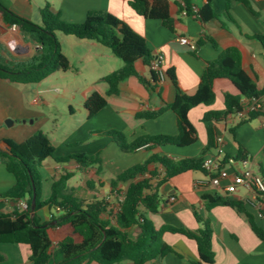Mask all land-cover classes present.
<instances>
[{"label":"crops","instance_id":"1","mask_svg":"<svg viewBox=\"0 0 264 264\" xmlns=\"http://www.w3.org/2000/svg\"><path fill=\"white\" fill-rule=\"evenodd\" d=\"M168 1L174 19L173 31L164 28L159 21L136 15L129 7V0H0L14 14L34 24L38 22L40 24L39 10L46 3L53 12L60 14L64 22L72 24L83 23L90 11L108 12L141 36L151 54L161 59L160 68L163 78L158 77L157 88L153 91L146 89L136 78L130 77L120 83L117 95L108 96L106 95L108 87L100 82V79L120 68L121 61L95 42L57 34L61 52L71 67L68 72H74V77L84 75L86 78L84 88L78 94L75 93L65 99L69 116L75 115L74 106L83 107V121L73 135L59 139L57 142L53 141L46 131L47 125L52 120L50 116L52 102L48 97L54 91L59 93L63 90V86L51 88L49 85H42L47 78L61 72H56L37 84L23 86H15L7 80L0 79V149L6 151L3 144L5 140L22 143L41 131L54 147V158L73 155H98L100 158V169L97 165L87 166L73 161L57 164L52 159L45 160L38 170L41 177L42 201L50 197L52 184L61 176L68 175L64 192L66 195L87 202L108 197V211L114 213L117 208V194H124L126 185H119L116 190H111L110 181L126 170L143 164L153 154L166 155L174 161L191 158L202 160L206 155L215 154L214 147L207 153H202L208 144V135L202 117L207 112L223 111L224 93L239 95L237 89L227 80L214 82L215 101L212 105H200L189 111L188 119L197 133V141L189 147H143L133 153H123L111 138L96 133L114 130L122 133L128 143L143 136L177 135L175 115L172 111H166L151 120L135 117L138 112L159 110L165 104L174 101L175 89L165 78L167 71H173L183 94L193 96L206 63L215 60L226 49L236 48L242 53L244 71L255 77L257 89H264V48L255 39V37H264V0H245L248 6L236 1L231 3L227 14L226 0H212L216 17L205 25H202L198 19L197 12L205 5L206 0H188L189 14L179 11L175 5L176 2L180 3V0ZM180 38H187L196 49L191 51L187 46L181 45ZM207 38L212 39L216 46L214 47ZM0 43L15 60H27L38 50V46L26 41L19 30L13 32L10 26L2 21L1 16ZM136 69L140 76L146 80L150 79L148 69L141 62L137 63ZM93 92L104 96L107 105L88 118L84 103ZM237 123L235 118L227 117L211 124L213 135L220 136L223 140L221 158L234 157L238 143L252 158L248 162L250 168L260 174V171H264V118H258L239 127ZM230 129H235L234 136L229 133ZM70 145L73 148H69ZM226 163L228 168L241 169L240 163L232 159H228ZM150 168L154 169L156 166ZM157 169L159 178H163L164 171L159 167ZM77 173L81 177H78ZM206 181L205 174L200 171H188L167 179L159 188L161 196L159 213H146V218L156 229L169 225L197 231L201 226L194 218L192 208H195L200 217L210 222L213 264H264V241L255 236L246 219L228 207H215L206 211L201 200L203 194L216 193L228 199L243 201L254 221L264 229V194L255 196L250 191L240 189L235 194L226 196L197 185ZM14 183L13 176L0 164V213L2 214L13 213L20 203V201L14 203V200L1 198V195L13 187ZM59 214L57 209L48 205L35 212L40 225L51 223V219ZM101 219L114 222L108 213H103ZM127 234L129 238L135 239L138 235L137 226L128 229ZM60 236L61 232L58 229L51 233L52 245L48 251L50 254L48 264H59L62 261V254L57 246ZM163 240L174 253L158 257L146 264L198 262L194 241L172 234H165ZM0 255L3 257L0 264H27L30 249L26 245L0 243Z\"/></svg>","mask_w":264,"mask_h":264},{"label":"trees","instance_id":"2","mask_svg":"<svg viewBox=\"0 0 264 264\" xmlns=\"http://www.w3.org/2000/svg\"><path fill=\"white\" fill-rule=\"evenodd\" d=\"M236 1L248 6L245 0H226V14L231 3ZM128 4L136 15L159 21L167 30H174V19L170 13L168 0H129ZM175 5L179 11L190 13L188 0H180V3L176 2ZM0 16L6 25H16L26 41L38 46V50L31 58L21 61L11 58L6 47L0 43L1 80H7L15 86H23L37 84L56 72H68L71 67L61 52L57 39V34H60L95 42L121 61L120 68L100 79V82L108 87L106 95H117L120 83L130 77L136 78L150 91L157 88L158 76L151 70V63L155 57L147 48L145 40L108 12L90 11L83 23L72 24L64 22L60 14L53 12L50 5L46 3L39 10L40 25H37L14 14L0 2ZM197 17L202 25L216 17L212 0H206L205 5L197 12ZM255 39L264 48V37H255ZM209 41L214 47L216 46L212 39ZM139 62L148 69L149 80L137 72L136 65ZM165 78L175 89L174 101L171 104H165L159 110L138 112L135 117L151 120L158 118L166 111H172L175 115L177 135L143 136L128 143L122 133L114 130L96 133L111 138L123 153H133L143 147H189L197 141V133L188 119V113L197 106H210L214 103L213 84L216 80L230 81L239 95L224 93L223 111H211L203 115L202 123L208 135V144L203 154L213 147L214 135L211 126L213 122L235 117L253 102L258 107L248 112L245 118L236 119L237 126L264 118V89H257L255 77H251L244 71L242 53L236 48H228L215 60L206 63L193 96L181 92L173 71H167ZM106 105L105 97L93 92L85 101L84 110L87 117L91 118ZM234 130H229L232 136H234ZM3 144L7 150L0 149V164L13 176L15 183L1 195V198L24 201L27 204V210L21 211L15 208L11 214L0 213V243L28 246L30 256L27 264H48L50 259L48 251L52 245L51 233L55 229L61 232L57 242L62 254V261L59 264H146L158 257L174 253L163 240L165 234L179 235L195 242L198 262L192 264H213L210 222L200 217L195 208H192L193 215L201 226L197 231L169 225L156 229L145 215L159 213L161 203L159 188L167 179L188 171L203 172L200 159L174 161L166 155L153 154L143 164L126 170L110 181L111 190H116L119 185H126L119 211L113 213L108 211L109 204L105 199L87 202L66 195L64 192L68 175H63L55 181L51 186L50 197L45 201L41 200V177L38 170L45 160L52 159L57 164L73 161L87 166L97 165L100 169L101 161L98 155L54 158V147L41 131L22 143L5 140ZM228 159L241 163L251 161L252 158L237 143V152L234 157L224 156L223 162H227ZM151 166L156 168L151 169ZM157 167L164 171L163 178H159ZM260 175L264 177V171H260ZM33 200L35 212L45 205L60 212L58 216L51 219L55 225L45 224L46 227H44L45 225L39 224L35 214L31 217ZM201 200L206 211L215 207L233 209L246 219L255 236L264 241V229L257 225L243 201L228 199L216 193L203 194ZM103 213H108L114 222L101 219ZM133 226L138 228L135 239L129 238L127 234V230ZM2 261L3 257L0 255V262Z\"/></svg>","mask_w":264,"mask_h":264},{"label":"built area","instance_id":"3","mask_svg":"<svg viewBox=\"0 0 264 264\" xmlns=\"http://www.w3.org/2000/svg\"><path fill=\"white\" fill-rule=\"evenodd\" d=\"M259 1V0H254ZM13 32H17L19 29L16 25L10 26ZM179 43L187 46L191 51L196 49V46L191 43L187 38H180ZM161 59L155 56L151 63V70H153L159 78H163V73L160 68ZM258 105L256 103L249 104L241 113L236 115L235 119H243L246 114ZM213 147L215 154L206 155L201 160V168L205 174L207 181L205 183H198V186H204L212 192H220L226 196L235 194L240 189L252 192L255 196L264 194V177L259 173L254 172L248 162H241V169L236 170L234 167L228 168L226 162H223V140L220 136H214ZM124 194L117 195V208L114 213L119 211V204L123 201ZM108 197L105 198L107 201ZM19 210H27V204L24 201H20L18 207Z\"/></svg>","mask_w":264,"mask_h":264},{"label":"rangeland","instance_id":"4","mask_svg":"<svg viewBox=\"0 0 264 264\" xmlns=\"http://www.w3.org/2000/svg\"><path fill=\"white\" fill-rule=\"evenodd\" d=\"M37 25H40L39 22ZM56 76V77H55ZM85 76L74 77V72H68L66 74L58 73L47 78L43 83L46 86L53 88L58 85L63 86V90L59 93L52 92L49 95V101L52 103L50 116L52 118L51 122L47 125V133L50 135L53 141H58L59 139L67 138L70 135H73L77 131L78 126L83 121V107L74 106V116H69L68 108L65 106V99L67 97H72L73 94H78L85 86ZM44 88V87H41ZM69 148H73L72 145ZM78 177H81L77 173ZM79 197V195H77ZM59 250V249H58ZM60 251V250H59Z\"/></svg>","mask_w":264,"mask_h":264},{"label":"water","instance_id":"5","mask_svg":"<svg viewBox=\"0 0 264 264\" xmlns=\"http://www.w3.org/2000/svg\"><path fill=\"white\" fill-rule=\"evenodd\" d=\"M6 124H7V122H6ZM5 149L7 150L6 146H5ZM14 203H15V201H14ZM34 214H35V202L33 200L32 203H31V213H30L31 217H33ZM48 225H52L53 226V225H55V222H51ZM44 227H46V226H44Z\"/></svg>","mask_w":264,"mask_h":264}]
</instances>
